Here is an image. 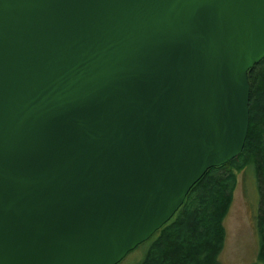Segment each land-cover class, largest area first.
Wrapping results in <instances>:
<instances>
[{
    "label": "water",
    "instance_id": "1",
    "mask_svg": "<svg viewBox=\"0 0 264 264\" xmlns=\"http://www.w3.org/2000/svg\"><path fill=\"white\" fill-rule=\"evenodd\" d=\"M264 0H0V264H117L249 125Z\"/></svg>",
    "mask_w": 264,
    "mask_h": 264
},
{
    "label": "trees",
    "instance_id": "2",
    "mask_svg": "<svg viewBox=\"0 0 264 264\" xmlns=\"http://www.w3.org/2000/svg\"><path fill=\"white\" fill-rule=\"evenodd\" d=\"M247 77L249 125L241 153L223 165L209 168L191 187L174 215L152 234L155 236L140 264H220L217 256L225 234L223 218L231 203L229 184L235 176L233 168L244 166H252L259 193L257 260L249 264H264V58L248 70ZM191 196L200 198L191 210L195 218L181 222L179 218Z\"/></svg>",
    "mask_w": 264,
    "mask_h": 264
},
{
    "label": "rangeland",
    "instance_id": "3",
    "mask_svg": "<svg viewBox=\"0 0 264 264\" xmlns=\"http://www.w3.org/2000/svg\"><path fill=\"white\" fill-rule=\"evenodd\" d=\"M241 161L236 163L239 164ZM233 169L235 176L229 184L231 203L223 218L225 234L217 260L220 264H249L257 260L259 235L256 217L259 208V193L252 166ZM202 191L201 189L199 192L200 197L203 196ZM198 200L200 198L194 199V197L189 200L187 208L179 218L181 222L193 221L195 216H191V210L195 209L193 205ZM154 236L128 252L117 264H140Z\"/></svg>",
    "mask_w": 264,
    "mask_h": 264
}]
</instances>
